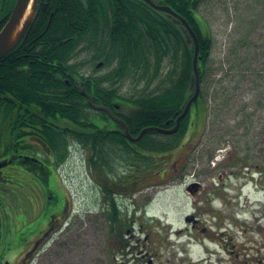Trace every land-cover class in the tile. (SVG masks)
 <instances>
[{
	"label": "flooded vegetation",
	"instance_id": "flooded-vegetation-1",
	"mask_svg": "<svg viewBox=\"0 0 264 264\" xmlns=\"http://www.w3.org/2000/svg\"><path fill=\"white\" fill-rule=\"evenodd\" d=\"M56 1L53 3L52 0H39L38 5L52 11L59 0L57 4ZM104 12L105 10L98 6L96 13L99 15L95 20L98 29H101V34L96 35L100 39L105 34L104 25L100 23V14L103 15ZM195 14L202 20L198 12ZM165 16L174 20V17L168 14ZM181 25L183 26V23ZM182 26L179 29L183 31ZM196 32L198 34V31ZM185 40L184 38L183 42L186 43ZM111 51L108 46L105 50L103 48L97 51L96 60L103 63L110 58ZM181 52L184 55V52ZM80 55L73 59V63L80 62L77 61ZM89 60H95V57ZM102 67H97L94 72H100ZM75 74L78 77L83 75L80 68ZM85 75L84 77H90L96 74ZM68 76L74 83L80 82L71 73H68ZM249 80V91L251 89L255 97L249 100L251 102L247 103V107L243 104L245 109H251V113L244 117L240 125H244L248 117L256 116L250 126L251 130L255 131L257 121H262L264 116V69L256 70V66L252 67ZM69 82L66 81L67 84ZM80 84L82 86V82ZM75 87L79 89L77 85ZM239 96L236 95L235 98L238 99ZM206 99L207 94L201 87L194 108L187 115V129L176 138L180 142L174 147V151L180 154L179 158L183 155L180 162L175 160L171 166L147 167L145 172L137 166H121L109 172L104 169L98 172L95 165L88 166L92 181L98 188V198L96 197L94 206L99 207L98 212L105 218L109 227V252L115 251L116 255L121 257L120 259L114 256L111 264H159L154 262V258L159 255V245L153 235L156 226L151 224L166 221L167 219L162 218L167 215L153 212L157 196L147 197L145 204L139 201L138 196L163 187H177L185 181L183 192L189 196L191 213L184 217L187 226L185 230L174 231L176 235L185 232L184 249L183 252L176 251L175 258L171 255V258H168L169 264H264V135L250 138L247 130L248 133L244 136L234 134L231 139H224L223 135L215 136L211 131L209 133L208 127L205 126ZM134 107L133 103H113L111 111L129 128L127 121L120 116L123 115L124 109ZM179 115L180 113L177 117ZM109 117L110 132H117L120 139L130 143L134 154H141L143 151L137 144L140 140L129 139L127 134L123 133V125L111 115ZM3 120L0 118V126ZM26 126L24 136L15 138L11 146H5L3 143L0 145V206L3 208L6 205L1 196H8L14 201L18 199L24 206V213L21 215L16 210L17 204L12 208V214L9 209L6 214H2L3 209L0 208V264H32L41 256L44 257L42 250L48 240L56 233L62 232L64 223L73 215L71 191L64 179L61 177V180L58 175L60 173L61 176L69 159L58 161L54 148L44 143L42 127L36 129L32 124ZM260 128H264V124ZM151 136L152 139L156 138L155 134ZM164 136L175 138L174 135ZM240 138L249 139L248 145L243 148L238 146ZM67 143L70 158L72 147L75 148L77 144L73 137L69 138ZM108 147H112L111 144H108ZM120 152L124 153L123 150ZM88 154L89 159L92 158L93 147L90 146ZM18 190L23 192V195ZM33 199L37 201L36 214H32ZM135 225L138 226L136 231ZM167 225L171 226L169 223ZM13 229H26L27 236L17 239L18 243L13 244L14 240L10 243L8 237ZM189 233L198 234L201 238V253L199 252L197 257L192 254L195 244ZM110 242L116 245L115 248L110 246ZM6 244L5 247L1 246ZM172 247L168 246L169 254L173 253Z\"/></svg>",
	"mask_w": 264,
	"mask_h": 264
},
{
	"label": "trees",
	"instance_id": "trees-1",
	"mask_svg": "<svg viewBox=\"0 0 264 264\" xmlns=\"http://www.w3.org/2000/svg\"><path fill=\"white\" fill-rule=\"evenodd\" d=\"M15 1L0 0V30ZM202 2L157 0L158 4L168 5L189 19L198 31L201 83L213 44L209 26L195 14ZM98 6L105 10L104 16L100 14L105 32L101 39L96 36L101 34L95 20L99 15ZM183 41L179 27L142 0H59L52 11L41 5L21 43L0 59V118L7 126L5 131L0 126V144L11 146L15 138L24 136L26 125L32 124L36 129L42 127L44 143L54 148L59 162L68 159L67 142L73 137L77 146L86 151L87 165H95L98 172L114 171L121 166H137L143 172L147 167H162L164 156L179 142L177 136L185 133L188 117L184 118L174 139L149 132L137 143L143 152L134 154L128 141L120 139L117 132H110L109 115L90 106L89 99L81 93L80 82L86 83V92L96 105L113 109V103H133L136 108L124 109L120 116L127 121L133 135L149 126L170 128L172 125L166 122L176 119L190 96L193 48ZM107 46L112 51L110 58L103 62L102 68H108L106 73L90 77L75 74L85 65L73 63L75 57L94 50L90 58L95 57L92 61L96 64L97 51ZM172 50L173 58L170 57ZM165 60L169 66L162 79ZM68 73L80 82L74 83ZM129 80L148 82V85L158 81L153 89L148 91L146 87L138 91L143 92L139 96L123 95L120 90ZM152 134L155 139L150 138ZM90 146L94 154L89 159Z\"/></svg>",
	"mask_w": 264,
	"mask_h": 264
},
{
	"label": "rangeland",
	"instance_id": "rangeland-1",
	"mask_svg": "<svg viewBox=\"0 0 264 264\" xmlns=\"http://www.w3.org/2000/svg\"><path fill=\"white\" fill-rule=\"evenodd\" d=\"M198 12L209 26L213 42L202 88L207 94L205 126L208 127L209 133L211 131V134L214 133L215 136L223 135L224 139H231L234 134L244 136L245 133H248L247 130H249L250 138L252 136L254 138L255 136L256 138L262 137L264 128H260V126L264 124V116H262V121H257L255 131L251 130L250 126L256 120V116L248 117L244 125L240 124L244 117L251 113V109H245V107H247V103L251 102L249 100L255 97L251 93V89L249 91L250 70L255 66L256 70L264 69V0H203ZM94 52V50H86L77 58V61L85 63L80 67L81 74L103 75L108 71V68H105L98 73L94 72L95 65L89 60ZM170 57H174V52H171ZM168 66L167 60L162 62V79L167 75L165 72H167ZM154 83L148 85V82L133 83L129 80L124 83L120 93L127 96H139L143 92L139 94L138 91H143L146 87H148L146 90L149 91L155 87ZM235 87L237 89H234ZM234 95L240 96L236 99ZM227 99L230 104H226ZM259 117L260 115H258ZM3 126L2 130L5 131L7 126ZM247 138L238 139V146L241 145V148L247 146L250 141ZM173 151L174 148L169 151L165 165L171 166L175 160L180 162L183 158V155L179 158L180 154ZM237 151H239V147ZM60 177L64 179L71 191L73 215L68 222L64 223L63 231L56 233L48 240L42 250L45 253L44 257L41 256L42 259L35 260V263L111 264L110 261H113L114 256L121 259L115 251L109 252V227L105 218L99 214V207L94 206L96 197L98 198V188L93 183L88 171L86 152L83 148L77 145L75 149L72 148L71 156ZM185 182L177 187H163V189L151 190L138 196L142 204H145L147 197L157 196L152 208L153 212L158 215H167L166 218H162L163 220L167 219L166 221H160L161 225H157L156 222L155 224L148 222L153 227L156 226L153 235L159 245V255L158 258H154V262L159 264H169L168 258H171V255H174L175 258L176 251L183 252L184 249L185 232L176 235L174 231L185 230L187 226L184 217L191 213L189 196L183 192ZM18 192L23 195V192L19 190ZM1 199L6 204L3 208L0 206L3 209L2 214H6L7 209L11 214L14 213L12 208L15 204L18 205L16 206L17 212L20 215L24 213L23 203L21 205L18 199L14 201L8 196H1ZM32 202V214H36L37 201L33 199ZM21 209L23 212L20 211ZM160 216L162 217V215ZM168 223L172 227L168 226ZM134 228L136 231L138 226L135 225ZM25 232L26 229L22 231L13 229L12 234H9L8 241L12 243L14 240L13 244L18 243L17 239H24L27 236ZM189 236L193 238V244H195L192 254L197 257L201 248L199 246L201 238L198 234L193 233H189ZM1 246L5 247L7 244ZM110 246L116 245L110 242ZM168 246H173L171 251L174 254H169ZM178 256L180 257L179 254Z\"/></svg>",
	"mask_w": 264,
	"mask_h": 264
},
{
	"label": "water",
	"instance_id": "water-1",
	"mask_svg": "<svg viewBox=\"0 0 264 264\" xmlns=\"http://www.w3.org/2000/svg\"><path fill=\"white\" fill-rule=\"evenodd\" d=\"M144 1L145 3H147L154 9H156L157 11L165 12L169 15H172L174 17L175 23L181 24L182 22L184 24V32L186 34L187 43L190 44L193 42L194 44V57L192 61L193 74L191 77V85H190V90L194 91V94L190 98L188 103L186 104L184 112L177 118L175 126L171 129H165V128L154 127V126L147 127L141 131L138 137L134 138L128 132V128L124 121L116 118L112 114L109 108L104 107V106L94 105L92 97L86 93L85 89L82 91V93L89 98V102L93 108L107 112L116 121L123 124L126 129V134L128 135V137L135 141L140 140L143 137V135L148 131H156V132L163 133V134L176 133L180 128V122L182 118H184L188 114L191 106L197 100L199 93H200V72H199V66H198L200 47H199V39L197 37V34L190 27L187 21L184 20L181 16H179L170 6L158 5L152 0H144ZM38 3H39V0H17L16 1L9 19L7 20L6 24L0 31V59L6 54H8L9 52H11L22 41V39L28 32L31 24L33 23L36 17Z\"/></svg>",
	"mask_w": 264,
	"mask_h": 264
}]
</instances>
